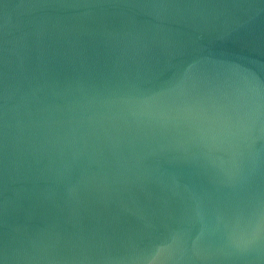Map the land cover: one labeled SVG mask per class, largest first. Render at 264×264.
I'll return each instance as SVG.
<instances>
[{"label":"water","instance_id":"water-1","mask_svg":"<svg viewBox=\"0 0 264 264\" xmlns=\"http://www.w3.org/2000/svg\"><path fill=\"white\" fill-rule=\"evenodd\" d=\"M0 264H264V0H0Z\"/></svg>","mask_w":264,"mask_h":264}]
</instances>
